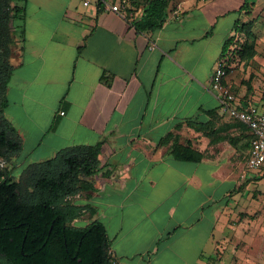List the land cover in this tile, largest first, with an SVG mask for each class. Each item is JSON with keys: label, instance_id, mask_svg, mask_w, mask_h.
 <instances>
[{"label": "crops", "instance_id": "crops-1", "mask_svg": "<svg viewBox=\"0 0 264 264\" xmlns=\"http://www.w3.org/2000/svg\"><path fill=\"white\" fill-rule=\"evenodd\" d=\"M146 1L125 0L116 13L97 0H24L23 48L9 58L2 107L21 150L1 166L18 180L28 164L100 143L98 172L82 177L89 189L67 198L84 207L72 224L101 222L115 264H199L234 203L237 154L244 181L264 174L247 169L249 129L209 88L247 10L244 0H170L159 30L138 31ZM248 78L224 82L242 108L264 112ZM191 152L200 159L180 158Z\"/></svg>", "mask_w": 264, "mask_h": 264}, {"label": "trees", "instance_id": "trees-1", "mask_svg": "<svg viewBox=\"0 0 264 264\" xmlns=\"http://www.w3.org/2000/svg\"><path fill=\"white\" fill-rule=\"evenodd\" d=\"M19 1L0 0V159L6 163L21 150L19 136L2 116L7 83L14 70L9 63L11 48L18 46L21 51L24 43V31L17 21L23 17L25 4ZM169 2L147 0L142 17L134 21L137 30H159L167 18ZM97 4L104 6L102 0ZM250 7L244 0L241 10ZM237 23L235 32L249 33V23L239 27ZM233 41L231 35L222 47L228 64L233 61L229 56ZM236 53L241 58L254 55L247 44ZM100 158V143L67 147L50 159L26 165L18 180L10 176L8 166H0V264H113L103 224L92 221L84 227L73 225L84 207L67 199L89 189L82 177L98 172ZM180 158L198 161L200 156L191 152Z\"/></svg>", "mask_w": 264, "mask_h": 264}, {"label": "rangeland", "instance_id": "rangeland-1", "mask_svg": "<svg viewBox=\"0 0 264 264\" xmlns=\"http://www.w3.org/2000/svg\"><path fill=\"white\" fill-rule=\"evenodd\" d=\"M23 2L24 0H20L19 4L22 5ZM248 2L251 7L241 15L240 22L250 24L249 33L236 32L230 74H249L250 78L246 80L248 93L254 95L259 92L264 98V0ZM23 21V17L18 19V26L22 27ZM9 32H13L12 27ZM246 44L254 51L251 58H241L236 53ZM5 47L4 45V49ZM18 48H11V54L14 52L16 56ZM252 81H255L256 88L252 86ZM231 142L234 143L233 140ZM248 144L249 139L246 140V145ZM239 153L242 154V151ZM241 154H237L235 159L236 186L230 191V200L234 203L226 206L227 213L215 230L214 246L206 249L205 259L199 264H264V174L260 173L262 175L257 178L244 181L245 160ZM1 164L2 160L0 166ZM17 174L18 172H14V180Z\"/></svg>", "mask_w": 264, "mask_h": 264}, {"label": "built area", "instance_id": "built-area-1", "mask_svg": "<svg viewBox=\"0 0 264 264\" xmlns=\"http://www.w3.org/2000/svg\"><path fill=\"white\" fill-rule=\"evenodd\" d=\"M199 1L208 2L210 0ZM102 2L104 7L116 13H120L125 4V0H120L114 4H109L106 0H102ZM84 4H87V2ZM230 72L231 66L228 64V59L225 57L218 59L214 66L209 88L211 93L217 98L220 110L239 120L249 129L251 141L246 167L250 171H258L264 169V112H260L255 106L246 108L240 106L236 96L224 82ZM60 114L63 115V112ZM108 253L111 262L115 264L111 251L109 250Z\"/></svg>", "mask_w": 264, "mask_h": 264}]
</instances>
